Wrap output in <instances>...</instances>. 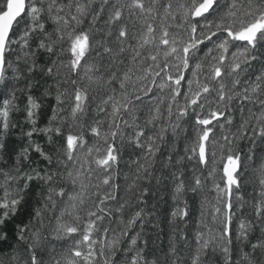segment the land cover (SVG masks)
<instances>
[{"label": "snow or ice", "instance_id": "obj_1", "mask_svg": "<svg viewBox=\"0 0 264 264\" xmlns=\"http://www.w3.org/2000/svg\"><path fill=\"white\" fill-rule=\"evenodd\" d=\"M92 2L93 0H88L87 3H82L81 0H69L65 4L58 0H3L0 3V85H5V98H0V162L7 164L8 160L5 157L12 159L11 172L15 173L10 174L9 171L0 169V175L3 176V183L0 184V190L3 192L0 196V241L7 243L13 239L17 244L23 243L27 252V259L23 261V264H46L44 256L48 249L43 241L47 240V237L41 234V229L45 226V212L53 213L54 223L49 221L50 236L56 240H71V246L65 253L60 258H52L50 264H142V262L148 264L143 260V249L137 246L141 233L137 232L128 243H124L121 247L123 237H126L128 231L136 226V221L141 219L142 209L134 212L126 221L120 220L118 230L111 227V221L109 226L101 227L105 216L111 217L112 212L111 209L106 210L100 205H103L105 201L116 200L115 190L119 185L112 183V191L103 195L99 203L95 205V211L86 212V219L82 222L80 211L86 203L85 194L90 187L86 181L90 180L92 164L104 173L101 184L109 185L115 179L120 151L115 140L118 135L123 139L120 123L139 128V125H135L134 113L137 106L135 102H142V95L148 96L153 88L161 92L169 89L170 103L167 105L169 119L173 115L174 104L177 108V120L188 115L189 110L193 113L194 139L185 146V156L180 157V160L185 157L191 160L195 157L202 164L208 163L209 143L213 145L216 143V141H210L214 131L213 122L215 121L221 129L224 128V124L220 123L221 119L231 125L233 122L232 101L240 98L239 110L243 113V102L251 99L249 93L257 94L264 90V0H179L175 6L172 0H166L163 5H160V0H150L147 6L145 0H129L128 3L116 0V3L110 6L105 23L109 28L119 25L115 38L118 50L108 46L106 41L91 39L93 31L91 25H95L100 13L105 11L104 5H107L109 0H103L101 7L92 12L89 29L80 28L91 12ZM125 8L130 13L138 10L140 17L143 18L146 30L138 37L130 34L127 25L120 23ZM160 9H162V15ZM61 13L64 14L61 15ZM157 15H161L159 36L156 35L157 27L148 22L149 18L154 20ZM177 17L180 23L176 27L185 35H177L169 31L172 25L166 22L169 19L175 21ZM45 21L52 23L51 33L46 31ZM96 31L100 30L96 29ZM36 33H41L43 38L36 39L33 49L31 41ZM53 35L56 36V40L52 39ZM111 35V30L105 33L107 37ZM130 37L136 39L135 45L127 43ZM65 39L68 41L67 51L70 53V59L66 64L59 59L65 49L61 47L59 52L56 51V45ZM14 46L21 51V55L16 56L15 66L8 60V56L16 50ZM41 50L50 55L55 54L56 59L45 61L44 64L38 63V53ZM126 51L131 53L127 69L117 76V72L120 71L117 68L107 78L108 84L113 81L118 82L121 90L120 97H115L116 89L113 88L111 90L113 94L102 101L104 105L112 102V110L108 114L111 118L109 124L111 131L101 134L100 125L103 121H96L90 127L93 139H103L107 145L106 148L102 150L95 144L87 146L88 142L82 132L78 134L69 132L65 137L64 145L55 149L54 159L53 155L45 152L41 145L31 139L33 133L43 132L48 136L49 143H52V136L61 134L60 126H52L53 121L58 118V113L63 112V108L59 106L63 104V97L67 93V89L60 90L59 80L55 85L56 107L52 109L48 126L36 127L41 104L35 96L28 94L25 105L26 120L32 127L23 133L28 137V144L18 151L10 145V127H16L10 120V116L14 110H19V106L16 104L15 91L10 92L6 86L8 69L13 70L14 80L20 79L22 75L20 62L23 61L24 71L29 75L42 73L48 77L60 76V69L65 68L68 73L75 74L78 79L83 73V77L92 82L94 79L102 78L95 77V72L99 69L93 62V52L96 57L107 54L115 63V58ZM149 61L150 63H147L145 67V63ZM119 63L122 64L123 60H119ZM254 64L260 66L259 74L255 75L254 80L245 78L242 83L241 75L247 74ZM205 68L207 74L202 80L201 74ZM186 73L190 75V78H186ZM227 78H231L230 87L225 83ZM70 82L75 86L70 113L75 120L79 113L84 112L88 93L86 88L78 85L77 80ZM129 85L132 88L131 93L127 90ZM185 87L186 91L182 92V88ZM31 88L32 84L29 83L27 89L29 93ZM237 88L241 90L236 91ZM213 92H215V107H211L213 101L208 99ZM44 95H50L47 89ZM178 98H182L184 103L180 104ZM158 99L161 103L163 102L162 98ZM257 102L262 110L259 115L251 113L256 120V126L250 129L251 136H248L250 120H244L237 129L238 135L233 133L231 139L228 135L222 137L228 145L227 154L221 157L226 161L223 166L224 185L223 187L218 183L214 185L218 193H223L224 211L222 218L219 219L222 230L211 239L205 238L203 232L197 234L198 247L191 257V264H201V254L213 242L215 246L212 250L215 252L216 248H219L223 253L224 264H236L232 259L229 246L233 243L232 191L233 187L237 190L240 187L239 172L242 166V154L240 149L234 146V142L245 137L251 141L247 154L249 160L252 159L257 147L256 140L260 139L264 142V99H259L257 96ZM100 111L105 109L100 108ZM122 111L131 115V124L122 118L120 123L117 122ZM160 116V108L157 105L148 123ZM63 119L61 118V123ZM177 127H179L178 124L172 125L173 131ZM165 130L161 128L158 136L147 137L144 145L140 141V137L144 136L143 129L136 131L134 136L136 146L146 147L144 163L138 168L140 175L137 179L145 178L144 173L150 175V158L160 150L157 141L163 140ZM109 137L112 143H108ZM221 148H224V145H221ZM31 150L39 153L47 167L21 171V161L29 160ZM210 154L213 157L216 155L215 151ZM168 160H172L171 155L168 156ZM57 168H62L63 171L58 172L55 170ZM260 171L259 183L262 191L260 200L254 204V214L257 217L264 216V165L261 166ZM209 175L211 176L212 173L210 172ZM57 176L65 182V187L53 186V180ZM176 179L179 182L175 185V194L179 195L184 189V181L179 177ZM21 180L23 184L19 183ZM34 180L43 181L47 191L43 195L41 207L25 211L26 207L30 208L29 197L33 194L30 184ZM195 185H201L199 177L195 178ZM91 187L99 189L100 185H91ZM192 191L195 192L196 188H192ZM143 192H147V189ZM36 195L40 196V193L37 192ZM96 195L99 193L97 192ZM57 198L63 201L59 207ZM237 200L242 201L243 197L238 196ZM124 207V204H120L115 211L122 214ZM238 208H243V203H240ZM215 212L219 215L221 209L217 207ZM22 215L27 216V222L21 218ZM187 215L186 206L172 212L173 217ZM65 217H69L70 220H66ZM216 218V216L213 217L214 220ZM74 234L79 235L80 238H74ZM101 236L103 239L100 238ZM236 239L241 242L248 241V228L244 221L239 223ZM144 243L147 244V241ZM171 252L175 255V246L171 247ZM118 253L121 255L119 261ZM242 256L245 264H264V237L251 243L250 251L242 252ZM151 264H157V262L153 260Z\"/></svg>", "mask_w": 264, "mask_h": 264}, {"label": "trees", "instance_id": "obj_2", "mask_svg": "<svg viewBox=\"0 0 264 264\" xmlns=\"http://www.w3.org/2000/svg\"><path fill=\"white\" fill-rule=\"evenodd\" d=\"M2 2L3 0H0V3ZM58 2L67 4L69 0H58ZM81 2L87 3L88 0H81ZM128 2L129 0H121V3ZM149 2L150 0H145L146 6ZM172 2L175 6L179 0H172ZM102 3L103 0H93L91 4V12L84 20V23L80 26L81 29L87 30L90 28L89 22L91 21V14L98 10ZM114 3H116V0H109L108 4L104 5L105 11L100 13V17L95 25H91L93 30L91 39L106 41L108 46L118 50L115 38L117 35V27L119 25L109 28L105 23L108 12L110 11V6ZM164 3H166V0H160V5H163ZM72 11L74 14V8ZM160 11L162 15V9H160ZM63 14L64 13H61V15ZM161 15H157L154 20L151 18L148 20L149 23H153L154 26L157 27V36H159ZM209 19H212V17H209ZM45 23L46 31L51 33L53 30L52 23L50 21H45ZM120 23L127 25L130 34L137 37L146 30V25L144 24L143 18L140 17L138 10H134L130 13L129 10L125 8L124 16ZM179 23V17H177L175 21L169 19L166 22V24L172 25V27L169 28L170 32L177 35H185L181 29L176 27ZM96 29H99L100 31H96ZM109 30H111L112 35L107 37L105 36V33ZM37 38H43L42 34H35V37L31 41L33 49L35 48ZM52 39L56 40V36L53 35ZM127 43L135 45L136 39L130 37ZM240 43L242 44L243 42ZM210 46L211 45H209V47ZM14 47L16 50L12 55L8 56V60L15 66L16 56L21 55V51L18 47ZM61 47L65 49V52L59 57V59L66 64L70 59V53L67 51V39L56 45V51L59 52ZM97 50L102 51V49ZM130 54L129 51H126L121 56L115 58L116 62L113 63V60L109 55L105 54L102 57H96L95 52H93V62L98 65L99 69L95 72V77L102 78L94 79L92 82H89L86 77H83V73L80 74V78L78 79L75 74L68 73V70L65 68L60 69V76L48 77L42 73H33L32 75H29L24 71L23 61L20 62L22 72L20 79L14 80L13 70L11 68L8 69L6 73V86L10 92L15 91L17 97L16 104L19 106V110H14L10 116V120L16 125L15 128L10 127V145L14 146L18 151L20 148H23L28 144V137L23 135L24 132H27L32 127L26 120L25 105L28 94L35 96L41 104L36 127L44 128L48 126L49 119L52 116V109L56 107L55 85L59 80L60 90L64 91L67 89V93L63 97V104L59 106L60 108H63V112L58 113V118L56 121H53L52 126H60L61 134L53 135L52 143H49L48 136L43 132L33 133L31 139L41 145L45 152L53 155L54 159L56 155L55 149L64 145L65 137L69 132L72 134L82 132L85 140L88 142L87 146L95 144L102 150L106 148L107 145L104 143L103 139H93L90 127L93 126L96 121H103L100 125L101 134L103 135V133L111 131L109 128L111 118L108 114L112 110V102L110 101L107 105H104L102 104V101L106 100L109 95L113 94L111 91L113 88L116 89L115 97L119 98L121 90L117 81L108 84L107 78L111 72L116 71L117 68L120 69V71L117 72V76H120L121 72L127 69ZM55 59V54L50 55L43 50L38 53V63L40 64ZM119 60H123V63H119ZM147 63H150V61L145 63V67L147 66ZM259 67V65L254 64L253 68L249 69L247 74H242V83L245 78L248 80H254L255 75L259 74ZM206 74L207 69L205 68V71L201 74L202 80ZM186 78H190V75L187 73ZM71 80H77L78 85L81 88H86L88 93V100L85 102L84 112L79 113L75 120H73L70 115L71 107L73 105V91L75 88V86L71 84ZM29 83L32 84L30 93L27 90ZM157 83H159V78H157ZM225 83L230 87L231 78H227ZM45 89H47L50 95H44ZM4 90L5 85H1L0 98H5ZM127 90L131 93V85L128 86ZM240 90V88L236 89V91ZM183 91H186V88H182V92ZM169 95V89H165L161 92L159 89L153 88L152 93L148 96L144 97L142 95V102H135L137 105L134 113L136 117L135 125H139V128L129 127L120 123L121 118L128 120L130 124L132 123L131 115L124 113L123 111L121 112V116L118 118L117 122L120 123V128L123 132V139L118 135L115 140V143L120 149L119 163L116 167L115 179L110 182L109 185L101 184L100 181L102 180L104 173L102 170L96 168L95 164H92L93 171L90 180L86 181V183L90 184V187L85 194L86 203L82 207L80 215L83 222V220L86 219V212L88 210L95 211V205L99 203V200L103 195L106 192L112 191L111 184L114 183L119 185L118 189L115 190L116 200L105 201L103 205H100L106 210L111 209L112 212L111 217L107 215L105 216L101 227L109 226V222L111 221V227L117 228L118 230L120 220L126 221L134 212L142 209L143 212L141 219H138L136 221V226L128 231L126 237H123L121 247L124 246V243H128L130 238L139 232L141 233V238L137 241V246L140 249H143V260L147 261L148 264H151L153 260H155L157 264H191V257L195 254L198 247L196 241L197 234L203 232L205 238L211 239L212 237H216L222 230L219 224V219L222 218L224 211L223 193H218L214 186L217 183L220 184L221 187L224 185L223 166L226 161L222 160L221 157L227 154L226 149L228 145L222 137L228 135L231 139L233 133L238 135L237 129L244 120H250L248 125V136H251L250 129L256 126L255 117L252 116L251 113H255L256 115L260 114L262 108L257 102V96H259V99H264V90L257 94L249 93L251 99L243 102V113L239 110V105L241 103L240 98H236L232 101L231 112L233 115V122L231 125L226 124L224 120L221 119L220 123L224 124V128L221 129L215 121L213 122L214 131L210 136V141H216V143L215 145L211 143L208 145L207 164L200 163L195 157L191 160L187 159V157L180 160V157L185 156V146L190 144L194 139V115L191 110H189L188 115L177 120V108L174 104L172 108L173 115L171 119H169L167 113V105L170 103ZM158 98H162L163 102L161 103ZM208 99L213 101L211 107H215V92H213ZM178 101L180 104L184 103L182 98H178ZM157 105H159L161 116L151 123H148V119L150 115L153 114ZM100 108H104L105 111H100ZM204 115H206V113H204ZM61 118H64L62 123ZM174 124L179 125L175 131H173L172 128V125ZM140 128L144 131V136L140 137L142 145L146 143L147 137L158 136L161 128L166 130L163 133V140L157 141L160 150L156 152L154 157L150 158V175L144 173L143 175L145 178L137 179V176L140 175V173H138V168L144 163L143 158L146 155V147H137L134 140L135 133L136 131H139ZM112 142V139L109 137L108 143ZM221 145H224V148H221ZM250 145L251 141L247 137L234 142V146L238 147L242 154V166L239 172L240 187L239 190L233 187L232 191L233 219L231 230L233 243L229 247L232 259L236 264H245L242 252L250 251L251 243H255L258 238L264 237V216L257 217L254 214V204L260 200V193L262 191L259 181L261 178L260 169L261 166L264 165V142L260 139L256 140L257 147L254 150L251 160L247 159ZM212 151H215V157L211 156L210 153ZM169 155L172 156L171 161L168 160ZM5 159L8 160V163L4 164L3 162H0V169L3 171H9L10 174H15L11 172L13 160L8 159L7 157H5ZM213 161H215V163H213ZM45 167H47L46 162L39 153H36L34 150H31L28 161H21V171H30L31 168L43 169ZM213 169H215L214 172ZM49 170L51 171L52 169L50 168ZM55 170L58 172L63 171L62 168H57ZM210 172L212 173L211 176L209 175ZM176 177L185 181L184 189L179 195L175 194V185L179 182ZM196 177L201 179L200 186L195 185ZM2 183L3 176L0 175V184ZM19 183L23 184V180L19 181ZM97 184L100 185L99 189L91 187V185ZM13 186H15V182H13ZM53 186L65 187L66 184L57 176L53 180ZM194 187L196 188L195 192L192 191V188ZM30 188L33 191V194L29 197L30 208L26 207L25 211L41 207V204L43 203V195L47 191V186L44 185L43 181H32ZM144 189H147V192H143ZM37 192L40 193V196L36 195ZM97 192L99 195H96ZM2 195L3 192L0 190V196ZM238 196H242L243 200L238 201ZM62 203L63 201L57 198L58 207ZM240 203H243V208H238ZM120 204L125 205L122 214L115 211ZM185 206L188 211L186 217L172 216L174 210L178 208L183 209ZM217 207L221 209L219 215L215 212ZM214 216L217 217L215 220L213 219ZM21 218L27 222L26 215H22ZM65 219L70 220L69 217H65ZM49 221H53L54 223L53 213L45 212V226L41 229V234L43 237H47V240L43 241L45 247L48 249L44 256L46 264H50L52 258H60L71 246V240H56L50 236ZM241 221H244L248 228V241L244 242L236 239L239 223ZM37 227H39V225H37ZM74 238L79 239L80 237L79 235L74 234ZM100 238L103 239L102 236ZM145 241H147V244L144 243ZM14 245L15 247H13ZM172 246H175L176 248L175 255L171 252ZM214 246V242L210 243L209 248L201 254V264H224L223 253L219 248H216V251L213 252L212 249ZM25 259H27V252L25 251V245L23 243L17 244L13 239H10L7 243L0 241V264H23ZM117 260H121V255L119 253L117 254Z\"/></svg>", "mask_w": 264, "mask_h": 264}, {"label": "bare ground", "instance_id": "obj_3", "mask_svg": "<svg viewBox=\"0 0 264 264\" xmlns=\"http://www.w3.org/2000/svg\"><path fill=\"white\" fill-rule=\"evenodd\" d=\"M0 87H1V86H0ZM185 88H186V87H185ZM19 132H20V131H19ZM17 134H18V133H17ZM19 138H20V136H19ZM190 139H191V138H190ZM27 141H28V140H27ZM20 142H21V141H20ZM20 142H19V143H20ZM177 145H178V144H177ZM215 147H216V146H215ZM216 148H217V147H216ZM188 163H189V162H188ZM194 175H195V174H194ZM179 176H180V175H179ZM184 182H185V181H184ZM135 193H136V191H135ZM130 196H131V195H130ZM189 198H190V197H189ZM189 198H188V199H189ZM240 215H241V214H240ZM240 215H239V216H240ZM166 220H167V219H166ZM237 255H238V254H237ZM239 255H240V254H239Z\"/></svg>", "mask_w": 264, "mask_h": 264}]
</instances>
